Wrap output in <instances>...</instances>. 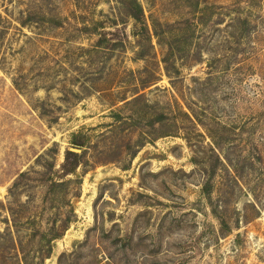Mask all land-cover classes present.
Masks as SVG:
<instances>
[{"label": "rangeland", "instance_id": "1", "mask_svg": "<svg viewBox=\"0 0 264 264\" xmlns=\"http://www.w3.org/2000/svg\"><path fill=\"white\" fill-rule=\"evenodd\" d=\"M139 2L0 0V264H264V0Z\"/></svg>", "mask_w": 264, "mask_h": 264}, {"label": "trees", "instance_id": "2", "mask_svg": "<svg viewBox=\"0 0 264 264\" xmlns=\"http://www.w3.org/2000/svg\"><path fill=\"white\" fill-rule=\"evenodd\" d=\"M131 6L133 8L132 13L130 15L135 21H140L142 15H143V9L141 6V3L139 0H131ZM0 20H1V15H0ZM20 26L24 27L27 26V23L20 22ZM171 55V52H168V54H165L164 62H167L169 57ZM166 64V63H164ZM167 70V68H166ZM134 100V99H133ZM132 101V100H131ZM130 102V101H126ZM87 139L88 136L83 133H73L69 139V147L65 149L64 155H63V162L59 166L58 171L53 170V166L50 162L46 161L44 156H39L38 159H43L44 163H41L42 170L41 171H36L34 169L20 172L17 175V179L12 183V185L8 188V195L10 198L14 197L17 190L24 188L25 184L27 185V181H32L33 179V174L37 175V178L41 180V182L44 184L45 187V195H57L59 198V202L61 203L60 206H64L69 209H67L68 214H73V211L70 209L71 202L69 200H66V193H67V188L72 183V179H69L70 176L75 177L78 179V169H80L85 163L83 160L85 150L82 148L85 147V144H87ZM71 148L74 149H79L81 150V153L74 152L70 150ZM39 162V161H38ZM35 180V179H34ZM26 181V183H24ZM8 209L11 212V203L9 202V207ZM72 222V219L70 215H68L65 218L64 223L62 224L60 229H54L48 228V231L42 232L41 236L44 238L47 235H50L49 238L47 239V246L46 253L42 255V258H48L51 254V245L50 242L54 241L56 239L61 238L62 231L64 228ZM22 259L24 260V264H28L26 262V255H22Z\"/></svg>", "mask_w": 264, "mask_h": 264}, {"label": "water", "instance_id": "3", "mask_svg": "<svg viewBox=\"0 0 264 264\" xmlns=\"http://www.w3.org/2000/svg\"><path fill=\"white\" fill-rule=\"evenodd\" d=\"M70 150L78 152V150L77 149H74V148H71Z\"/></svg>", "mask_w": 264, "mask_h": 264}]
</instances>
